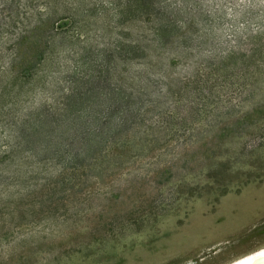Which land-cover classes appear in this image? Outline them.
<instances>
[{
    "label": "rangeland",
    "instance_id": "obj_1",
    "mask_svg": "<svg viewBox=\"0 0 264 264\" xmlns=\"http://www.w3.org/2000/svg\"><path fill=\"white\" fill-rule=\"evenodd\" d=\"M261 247L264 0H0V264Z\"/></svg>",
    "mask_w": 264,
    "mask_h": 264
},
{
    "label": "bare ground",
    "instance_id": "obj_2",
    "mask_svg": "<svg viewBox=\"0 0 264 264\" xmlns=\"http://www.w3.org/2000/svg\"><path fill=\"white\" fill-rule=\"evenodd\" d=\"M264 247L253 252L244 254L226 264H264Z\"/></svg>",
    "mask_w": 264,
    "mask_h": 264
},
{
    "label": "water",
    "instance_id": "obj_3",
    "mask_svg": "<svg viewBox=\"0 0 264 264\" xmlns=\"http://www.w3.org/2000/svg\"><path fill=\"white\" fill-rule=\"evenodd\" d=\"M264 262V261H263Z\"/></svg>",
    "mask_w": 264,
    "mask_h": 264
}]
</instances>
